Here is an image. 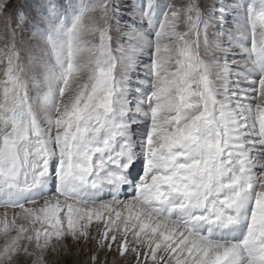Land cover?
<instances>
[{
	"label": "snow or ice",
	"instance_id": "obj_1",
	"mask_svg": "<svg viewBox=\"0 0 264 264\" xmlns=\"http://www.w3.org/2000/svg\"><path fill=\"white\" fill-rule=\"evenodd\" d=\"M0 264H264V0H0Z\"/></svg>",
	"mask_w": 264,
	"mask_h": 264
}]
</instances>
